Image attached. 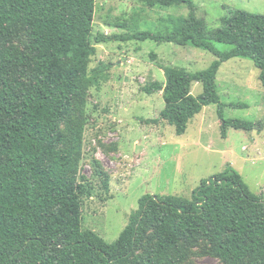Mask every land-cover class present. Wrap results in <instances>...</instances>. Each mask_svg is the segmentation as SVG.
Returning <instances> with one entry per match:
<instances>
[{
	"label": "trees",
	"instance_id": "trees-1",
	"mask_svg": "<svg viewBox=\"0 0 264 264\" xmlns=\"http://www.w3.org/2000/svg\"><path fill=\"white\" fill-rule=\"evenodd\" d=\"M140 1L185 5L188 13L171 17L169 31L98 34L97 41L149 39L191 45L216 57L194 72L168 67L164 86H143L146 94L162 90L159 118L182 135L192 117L215 104L222 137L229 128L259 130L261 122L224 118L216 74L223 62L245 57L258 68L264 87V13L234 9L207 30L195 16L194 0ZM94 5L95 0H0V264H175L187 245L200 240L222 264H264V199L230 165L201 179L189 199L142 195L111 243L82 228L81 197L91 192L76 181V170L84 92L94 83L87 70L94 54ZM18 27L27 32L24 46L15 42ZM214 42L230 48L218 50ZM193 82L202 85L197 96ZM74 111L64 135L61 126Z\"/></svg>",
	"mask_w": 264,
	"mask_h": 264
},
{
	"label": "rangeland",
	"instance_id": "rangeland-1",
	"mask_svg": "<svg viewBox=\"0 0 264 264\" xmlns=\"http://www.w3.org/2000/svg\"><path fill=\"white\" fill-rule=\"evenodd\" d=\"M195 16L207 30L220 26L234 9L264 13V0H194ZM185 5L148 6L140 0H95L91 44L94 54L87 70L93 84L84 92L83 139L78 153L76 181L85 192L80 214L83 229H91L105 241H115L137 209L144 194L190 198L201 179L227 165L239 172L249 189L264 199V87L251 59L234 57L223 62L216 74L224 118L261 122V128H229L221 136L217 106L209 104L192 117L182 135L159 118L164 106L162 90L146 94L143 86L165 84L164 70L178 67L194 72L216 58L208 50L191 45L153 40L97 41L98 34L130 35L172 28L171 17L186 16ZM27 32L16 30L15 42L24 46ZM218 50L229 45L214 42ZM103 64V69L98 66ZM99 70V71H98ZM202 91L199 82L191 93ZM244 103L246 107L230 106ZM74 111L65 127L77 117ZM200 240L186 246L175 264H222Z\"/></svg>",
	"mask_w": 264,
	"mask_h": 264
}]
</instances>
